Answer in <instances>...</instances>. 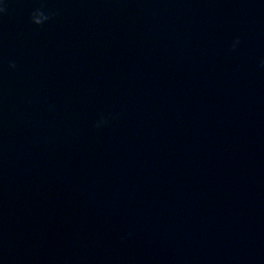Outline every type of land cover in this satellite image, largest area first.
I'll return each mask as SVG.
<instances>
[{
	"label": "water",
	"instance_id": "1",
	"mask_svg": "<svg viewBox=\"0 0 264 264\" xmlns=\"http://www.w3.org/2000/svg\"><path fill=\"white\" fill-rule=\"evenodd\" d=\"M0 264H264V0H0Z\"/></svg>",
	"mask_w": 264,
	"mask_h": 264
}]
</instances>
